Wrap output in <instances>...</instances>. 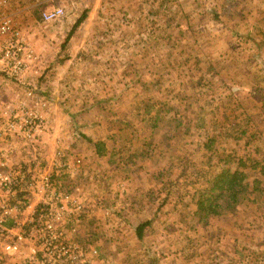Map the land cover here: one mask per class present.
<instances>
[{"label": "rangeland", "instance_id": "374dc122", "mask_svg": "<svg viewBox=\"0 0 264 264\" xmlns=\"http://www.w3.org/2000/svg\"><path fill=\"white\" fill-rule=\"evenodd\" d=\"M58 5L62 14L53 20L63 21L71 13L67 19L75 22L70 30L91 20L90 29H95L84 34L82 50L87 55L89 50H98V43L109 49L118 48L120 53L118 61L110 65L101 60L99 65L95 61L80 66L88 73L74 82V95H58L59 113L92 118L98 135L110 136L108 140L113 145L111 163L101 155L91 157L88 153L90 157L82 159L74 154L72 158H80L82 164L67 180L68 185L79 187L81 194L92 186L90 203L95 199L96 203L104 204L107 201L103 197L107 199L110 193L111 199L119 200L107 202L106 215L97 209L94 225L90 227L86 223L89 209L85 208L86 213L82 214L86 219L80 238L93 240L84 243L95 251L92 260L101 259L100 264H152L146 256H139V249L143 245L144 251L149 250L152 255L157 251L153 245L159 239L164 244L168 241L169 256L183 250L186 255L193 254L190 264H196L204 256L209 259L205 257L203 264H256V256L264 250V173L260 172L264 168L261 160L264 158V0H62ZM90 7L98 10L91 17L90 11L85 12ZM42 12L45 11L40 12V20L44 21ZM68 49L58 48V51L65 55ZM37 58L34 69L42 71L44 68L38 66L40 58ZM108 66L109 76L105 74ZM42 74H28L25 82L34 96H42L46 101L37 86ZM2 82L0 77V92L5 91L15 100L19 95L16 84L4 88ZM58 90L63 92V88ZM46 108L47 101L40 108L44 131L29 152L43 154L49 163L57 157L54 149L62 148L56 136L48 141L53 148L45 146V137L57 131L43 115ZM72 128V125L71 129L60 127L58 132H71ZM206 140L210 144L208 148L197 147L198 141ZM246 146L251 159L257 160L255 164L250 161L248 180L257 190L250 184L248 188L252 187L249 191L253 193L244 195L251 202L245 203L242 192L236 208L240 214L237 219L229 210L218 219L198 220L194 208H187L185 203H189V198L195 201L199 192L209 187V183L204 184L207 177L202 173L209 166L214 167L217 159L214 151L234 147L233 150L241 152ZM95 149L98 150L97 146ZM135 151L141 156L132 168L130 155ZM210 160L213 162L209 163ZM153 171L158 176L150 178L160 187L167 178L175 180L173 196L177 204L175 208L160 211L172 212V216L163 215V220L168 217L171 224L165 229L160 223V231L157 228L155 232L159 235L164 229L171 240L156 235L140 244L141 240L131 239L128 234L138 205L134 187L140 175L145 172L154 176ZM160 173L163 174L159 178ZM60 178L62 186L65 185V175L61 174ZM149 203L145 198L139 201V205L153 214L158 212ZM225 208L221 205L220 212ZM145 212L139 210V217H144ZM227 241L238 243L237 252H230V256L220 251ZM104 244L113 246V255L107 253L106 247L101 250ZM151 246L154 250H150ZM161 254H154L153 264L174 263L173 258L159 262ZM220 256L228 258L223 261Z\"/></svg>", "mask_w": 264, "mask_h": 264}, {"label": "built area", "instance_id": "2783aa9c", "mask_svg": "<svg viewBox=\"0 0 264 264\" xmlns=\"http://www.w3.org/2000/svg\"><path fill=\"white\" fill-rule=\"evenodd\" d=\"M4 4L0 0V5ZM61 14L62 9L54 7L42 12L41 18L50 21ZM37 61L21 29L8 15L0 13L1 84L7 88L14 82L19 90L15 100L5 91L0 92V260L5 255L19 254L23 243L30 240L33 247L13 264H84L95 251L72 241L70 235L86 213L91 189L81 194L79 187L67 184L68 179L62 186L59 178L67 174L70 179L82 161L63 149L55 148L57 157L49 163L43 154L29 152L45 123L40 108L46 106V101L42 96L36 98L25 82L28 74L41 73V69H34ZM97 203L94 199L106 215L107 208ZM6 220L12 221L16 232L4 225Z\"/></svg>", "mask_w": 264, "mask_h": 264}, {"label": "crops", "instance_id": "0c3cea01", "mask_svg": "<svg viewBox=\"0 0 264 264\" xmlns=\"http://www.w3.org/2000/svg\"><path fill=\"white\" fill-rule=\"evenodd\" d=\"M4 1H5V5L1 7V12H4L5 15H8L9 17H11L13 21L16 23V25H18L22 29L24 37L26 41L28 42L29 46L32 48L34 53L40 58V62L38 63V66L42 65L43 66L42 68H44L40 73V74L43 73L42 76L37 79L38 80V84H37L38 90L41 93H43L47 99L46 100L47 108H46V111L43 112V115L49 120V124L51 126L57 127V131L53 132L50 136H48V138L45 137L44 141L46 142L45 143L46 148L47 149H51V147L53 148L52 142L48 143V141L50 138H52L51 136H56L57 141H58V146L62 148L63 150L70 152L72 156L74 154L75 156H77L76 154H78L79 156H81L82 159H87L88 157H90L89 155H91V157L101 155L103 157H107L109 159L108 162L111 163L110 158H113V154H114L113 145H111L110 140H108L111 137L106 136V138H104L105 136L101 137L100 135H98V131L94 127L95 124L94 122H92V118L85 119L83 116L75 117L73 115L71 116L68 115V113L66 114L59 113L58 95L59 94H64V96L74 95L73 94L74 93L73 92L74 82L82 74L86 75V73H88V72L84 73L82 71L83 69L81 70L79 68L80 66H82L85 63L89 64L95 61H96L95 63L99 65L101 64V60H102V63L107 64V65L116 63L118 61L117 57L120 56V53H118L119 49L118 48L109 49V47L101 46L100 43L98 44L96 43L98 45V50L94 52L89 50L90 51L89 55H87L85 51H82L85 45L84 41L86 40L84 38V34L86 33L90 34L91 31L95 29V28L90 29V24L88 22H90L91 20L86 21L88 17L85 19L86 21L85 24L83 25L78 24L74 27L73 30H70V29L72 28V24L75 22L74 19H67L68 17H71V13L69 16L67 15L65 19L63 18L64 19L63 21L62 20L58 21V19L52 20V21H46V22L40 20L41 11H48L54 7H60V5L58 4L61 3L62 0H4ZM88 11H90L89 12L90 17L93 16V14L98 13V10L93 7H90V9L86 10L85 12H88ZM66 36L68 38L64 39ZM60 38H62L61 41L59 40ZM58 48H63V49L69 48V49H68V52L65 55H63V52L59 53ZM99 58H101L100 61H98ZM110 69L111 68L109 66L107 69H105V74H107L108 76L110 74ZM42 80H43V83H42ZM58 88H63V92L61 93L58 90ZM72 107L75 108V106H72ZM133 116L138 117L136 114H134ZM111 118L112 117H110V119ZM247 120L248 118H246L244 122H246ZM71 125L73 127L71 132L65 133V130L63 132L62 131L58 132L60 127H69L71 129ZM240 126H241V123H240ZM83 142H85L87 145L85 146ZM95 144L98 150L95 149L96 147ZM186 145H188V143H186ZM198 145L199 146L197 147L199 148H202V147L208 148L210 144H208L206 140V141H198ZM230 148L232 150H223V149L220 150L219 149V150L214 151L216 153L217 159L214 161V164H215L214 167L209 166V170H205L202 173L205 176L204 178L207 177L205 179L204 184L205 185L208 184L219 172H221L224 169H227L229 172H233L234 170L240 171L243 174L242 192L244 193L242 196L243 198H246L245 203L251 202L250 200L247 199V197H245L249 192L253 193V191H249L251 190L252 187L248 188V185L254 184L253 182L250 183L248 181L250 179L249 178L250 161L252 162L254 161L253 163L255 164L257 160L251 159L247 146L244 147L245 149L243 148L244 150H241V152H239L238 149L236 151L233 150L234 147H230ZM91 152L93 153V155L91 154ZM88 153L90 154L88 155ZM200 153L202 156V149ZM130 156L132 157V159L130 160V164H132L133 165L132 168H134L136 166L135 165L136 161H138V157H140L141 155L139 154L138 151H135V152H131ZM261 160L263 161L264 158L262 157ZM211 162L213 161L210 160L209 163ZM258 166L259 168H261V164ZM153 174L154 176L149 175L148 173L146 175L144 172L143 175H140L136 179V180H139V183H135V187H134L135 189L134 200H135V204L136 202H138V205L136 207L137 210L134 214L135 218L133 219V222H131V226H128V229H129L128 234L131 239L141 240L140 244H143V241L147 242L148 239L154 238L156 235H158L155 232H157V228L159 229L160 223H163L164 224L163 227L165 229H168L166 225L171 224V222L169 223L168 217L163 220V215L166 214L167 216H172V212L166 211L167 212L166 213L163 211L162 213H160V211L162 210V208H168L167 210H169V208L170 209L175 208L177 204L175 203L174 196H173L175 180L171 178L169 179L167 178L165 181L166 184L163 187H160L159 184L153 183V178L154 179L157 178L158 173L156 174L153 171ZM162 174L163 173L159 174L160 175L159 178L161 177ZM64 175H65L64 180L68 179L67 174H64ZM147 176L148 178L150 177H153V178H150L148 180ZM80 184L83 185L81 181H80ZM89 184H91V181L89 182ZM103 187H104V184L102 185L101 188ZM255 190H257L256 185L254 187V191ZM125 191H126V186H125ZM157 191L159 192L158 196L156 195ZM91 193L93 194L92 186H91ZM241 193L236 195L235 197L236 200L231 206L226 207L225 209H223L220 213L216 215L208 216L207 219L208 220H211V218L218 219L219 216H221L223 213L229 210L232 211L233 213L232 215L237 219L240 214L237 213L236 208L238 206V201H239L238 198ZM97 194H99V192H97ZM110 194L108 195L107 199L103 197L105 199L104 201L108 202L109 200H111V203L119 201V200H116L115 198H114L115 200L111 199V197H109ZM147 195L148 197H146ZM124 196H125V192H124L123 197ZM142 198L149 200L150 201L149 206L154 205L153 209H156V210L159 209L158 212L156 211L155 214H153L152 211H150L147 207H144L142 204L139 205V201L141 202ZM192 199H193V196H192ZM122 200H123V204L126 205L125 203L126 200L124 198H122ZM107 202L102 204V206L103 207L105 206L108 209ZM188 202L189 203H185L187 205V208L195 209V204H194L195 201L190 200L189 198ZM142 207L146 208L149 211V213L145 212ZM85 208L89 209V210L87 209L89 211V214L86 215L87 219L83 218V215H82L79 220L80 221L79 226L76 230L77 232L71 234V238L74 241L81 243V244H84L85 242H86L85 244H88L90 242L93 243V240L91 239L87 238L85 240V236H83V239L80 238V232H81L80 230H82V228L84 227L83 220L85 219L88 220L86 221V223L89 224L88 227L94 225L93 220L97 216V209H98L96 207V204L92 202L89 205H86ZM139 210L141 212H145L144 217H141V218L139 217L138 215ZM28 213H29V210L26 211L25 214L27 215ZM143 222L145 224L141 226L140 223H143ZM4 225L12 228L13 223L11 220H6ZM124 229H125V226L123 230ZM11 231L16 232L17 230L16 228H12ZM162 231L164 232L159 234L161 239L167 240L168 238H170L169 232H167L164 229ZM262 235L264 236V233ZM168 240H171V239H168ZM100 241H104V240H100ZM100 241H97V243L100 244L101 243ZM163 244L164 243L163 242L160 243L158 239V242H156L153 245L155 250L157 249L156 253L155 251L154 253H152L153 257L151 253L149 254V250L144 251L143 245H141L139 249L140 250L139 256L143 258L146 256L145 258L149 259L150 263L152 262V264L154 263V259H155L154 254L157 255V252L159 254L162 253L161 259L159 260V262L161 260H167L166 262H168L171 258H173V262H174L173 264H190L192 262L191 258L193 254L186 255L187 253L185 252V250H183V251H177V253L175 254L171 253V255L169 256L168 255L169 252H166L167 247L170 248L168 241H167V244L166 243L164 245ZM236 244L235 242L227 241L226 244L220 248V251H224L225 253H228L230 256V252L231 254L237 252ZM153 246L150 247V250L151 248L153 249ZM32 247L33 245L31 244L30 240L25 241L21 247V252L19 254L16 253V255H13L11 257H7V255H5L4 258L0 260V264L18 263L21 260V257L26 256V253H28ZM105 247L108 248L107 253H110V255H113L114 252L111 253L112 252L111 248L113 246H110L108 244V247H107V245L104 244V245H101V250L104 251ZM259 247H262L263 249V245L260 244ZM105 255L107 254L105 253ZM205 257L206 259H209V257L204 256L203 258L198 259L195 263L203 264ZM92 258H95V257L89 258L87 262H85V264H100L101 263V259L96 258L98 260L93 261ZM227 258L228 257H224L222 260L225 261ZM256 264H264V250L261 251L260 255L256 256Z\"/></svg>", "mask_w": 264, "mask_h": 264}, {"label": "trees", "instance_id": "16d2710c", "mask_svg": "<svg viewBox=\"0 0 264 264\" xmlns=\"http://www.w3.org/2000/svg\"><path fill=\"white\" fill-rule=\"evenodd\" d=\"M252 166L254 167V165ZM262 168L260 172L264 173V168ZM242 180L243 174L240 171L229 172L224 169L219 172L209 182V187L200 191L196 197L194 212L198 220H204L210 215L220 213L221 205L225 207L231 206L236 200V195L242 192ZM143 224L145 223H140L141 226Z\"/></svg>", "mask_w": 264, "mask_h": 264}]
</instances>
